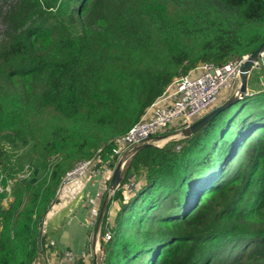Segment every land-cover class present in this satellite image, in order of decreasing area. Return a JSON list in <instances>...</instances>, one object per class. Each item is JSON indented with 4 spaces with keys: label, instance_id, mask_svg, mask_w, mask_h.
<instances>
[{
    "label": "trees",
    "instance_id": "obj_1",
    "mask_svg": "<svg viewBox=\"0 0 264 264\" xmlns=\"http://www.w3.org/2000/svg\"><path fill=\"white\" fill-rule=\"evenodd\" d=\"M6 3L0 0L4 80L40 84V110L66 122L91 120L109 140L196 65H224L264 42L254 30L264 27V0H15L3 11ZM30 95L23 106L0 97V175L16 180L13 202L0 209V264H31L41 255L47 242L35 241L39 224L64 175L99 148L87 135L75 141L62 124L35 161L19 164L5 144L34 141L24 111L33 107ZM257 95L188 138L132 156L111 199L119 209L111 239L101 241L102 264H264V91ZM112 145L99 153L110 167ZM55 154L62 158L49 168ZM25 166L30 175L18 180Z\"/></svg>",
    "mask_w": 264,
    "mask_h": 264
},
{
    "label": "built area",
    "instance_id": "obj_2",
    "mask_svg": "<svg viewBox=\"0 0 264 264\" xmlns=\"http://www.w3.org/2000/svg\"><path fill=\"white\" fill-rule=\"evenodd\" d=\"M249 55L235 58L221 66L200 63L189 70L186 75L173 80L162 95L145 110L139 121L124 135L115 138L110 143L113 144L111 157L121 162L124 157L133 156L135 153L132 150L143 144H151L157 148L164 147V144L157 146L156 143L181 133L182 130L218 107L219 97L224 92H233L240 77V70ZM253 71L261 72L264 75V49L252 61L249 74ZM261 86L264 87V82H261ZM182 139L184 138L181 137L174 142ZM176 149L178 150L179 146ZM90 164L91 161L87 160L79 162L73 170L65 175L64 180L62 179V185L69 184L72 179V182L77 178L81 179L86 175ZM105 164L107 168H111L109 162ZM29 175L30 169L25 166L17 175V179H25ZM15 181V179L0 175V195H10ZM125 188L129 195L133 189L132 184ZM92 225L93 222L89 227ZM110 239L111 231L105 228L103 235H100V242L105 243ZM62 258L66 264H81L80 262L85 264L88 260L84 253L76 256L71 252H64ZM31 264L38 263L34 260Z\"/></svg>",
    "mask_w": 264,
    "mask_h": 264
},
{
    "label": "rangeland",
    "instance_id": "obj_3",
    "mask_svg": "<svg viewBox=\"0 0 264 264\" xmlns=\"http://www.w3.org/2000/svg\"><path fill=\"white\" fill-rule=\"evenodd\" d=\"M15 0H7L6 6L3 8V11H6L9 5L14 4ZM173 12H176L175 9L172 8ZM96 25V24H95ZM4 30L5 27L0 19V41L4 38ZM258 32H261L264 34V27L262 28H256L254 29ZM254 30H250V31H254ZM144 56L142 55V53L140 54V60H142ZM39 82L41 84H43L44 82V78L40 77L39 78ZM261 82H264V75L261 72H257V71H253L251 72V74H249L248 76V81H247V89L249 91L252 92V94H254L255 96L253 98H251V101H256V99H260L262 98L261 96H258V92L257 91H264V87L261 86ZM41 92L40 89V84H34L31 83V81L27 80L25 83H21V84H16V85H11L9 83H7V81L4 80L3 75L0 72V97L4 99V101L6 102H14L17 104V106H23L24 105V98H26L28 95H30L31 100L33 101V107L31 109L25 108L24 111L26 113V115H30V129L35 131L34 136V141L29 143V145L27 146H23L21 145L19 142L12 146V145H6L5 147L6 149L10 152V154H13L14 158L18 159L19 164H21L25 161H27V159L29 157H32L34 159V161L38 158L36 157L37 155V151L41 150V146L43 145V143L46 141V138L48 136V133H50L54 128H56L59 125H65L67 126L71 132H74L75 136H74V140L78 141L79 136H85L87 135V139L89 141H93L94 143L97 144V147H99L98 149H95V151H92L93 155L90 157V159H86L87 161H91L90 164V168L87 171L86 175L83 176L81 179H76L75 181L72 182V180H70L69 184L66 185H59L58 190L56 192L55 198L50 206V210L49 212L52 213H56L58 212V207L56 208H52L54 205H58V204H62L64 203H68L70 200H72L73 198H76L77 193H79L78 195H82L84 198L88 199L90 197L95 198L96 197V193L99 191V193H101L99 196H102V200L100 203L98 200V204H96L95 206V211L102 208L104 202L107 201L108 206L106 205V210H107V216H108V223L109 225H107V228H109V226L111 227V224L113 222V218H114V214L118 211L119 206L118 203L116 201H112V197L114 195V193L108 194L109 193V181L111 179L112 176V172H113V168L116 165L115 162L114 166H112L111 168H107L104 163V161H102L99 157V153L102 151V149L107 146L108 144H110L115 138H117L118 136L112 138V139H108L104 137L103 133L100 132L99 130H95L91 124L92 121H84L83 119L79 120V121H75V122H66L65 120H63L62 118H60L58 115H56L54 112L52 111H43L40 110L38 107V103H37V97L38 94ZM231 91H226L224 92L218 100V104L217 106L222 105L224 102H226L228 99L231 98ZM33 93V94H32ZM235 106V105H234ZM88 122V123H86ZM62 125V126H63ZM61 127V126H59ZM58 127V128H59ZM64 138L66 139V135H63ZM181 138V137H180ZM45 140V141H44ZM178 140V139H176ZM176 143V142H174ZM106 144V145H105ZM165 143H161V144H156L157 146H162ZM62 156L60 154H55L49 157V165L48 167L51 168L52 165L56 162H59L61 160ZM20 159V161H19ZM15 160V159H14ZM83 160H77L76 163L74 164L75 166H73L71 169H69L67 172H70L71 170H73L76 165L81 162ZM130 159L127 161V163L123 166V172L125 170V168L127 167V165L129 164ZM27 164V162H25ZM17 168V166H16ZM66 172V173H67ZM44 175V172L42 171V168H40L38 170V177L40 178L41 176ZM65 176V175H64ZM63 176V177H64ZM122 176V175H121ZM64 180V179H63ZM63 180L61 182H63ZM83 180V182H82ZM86 184L88 183V185H84L83 183ZM92 184H96L97 187L99 186V188H96V185L92 186ZM88 189H85V188ZM98 190V191H97ZM91 193V195H89ZM109 195V197H108ZM67 199V201H66ZM14 198H13V194L12 191L10 193V195H6V197L0 201V209L1 210H7L10 206V204L13 202ZM72 204V203H71ZM64 206V205H63ZM62 205H59V208H64L66 210L69 211V208L71 205H66L63 207ZM105 210V211H106ZM48 212V213H49ZM47 213V214H48ZM97 213V211H96ZM46 214V216H47ZM46 216L41 220L40 224H39V228H38V237L35 239V241L37 240L38 242V246L40 245V240L41 237L45 235L44 231L46 232L45 236H52L54 237L56 232H53V226L51 224H47L46 222ZM96 216V215H95ZM77 217L79 218L80 224L79 222L74 220V223L72 224V232H76V235H80L79 238L75 239V242L73 244V246L71 247L72 253L75 254H79L81 253L85 247L83 248V235L85 234L86 230L84 229V223L85 220L82 221L83 219H85V216L83 214H79V212L77 213ZM49 218H54V215H49ZM1 220V218H0ZM94 224L95 222H93V225L90 226V230H88L90 236L89 238L91 239V235L94 229ZM106 228V227H105ZM42 229V233H41V237L39 238V234H40V230ZM59 229L60 226H59ZM0 230H1V226H0ZM48 240L45 239V243ZM99 242H100V237H99ZM101 243V242H100ZM98 243L97 249H93V255H94V260L97 264H102L103 262V258H104V254H103V247L102 245ZM92 244L90 242V244L87 246V250L83 252L86 255V258H88L89 260V264H93V259H92V249L90 252V248H91ZM59 247V245H58ZM68 248V247H67ZM45 249V246L43 247V251ZM65 250V249H64ZM88 256V257H87ZM37 261V263L39 264H44L42 259L39 260V255L37 256V258L35 259ZM81 264H84V262H80ZM66 264V263H65Z\"/></svg>",
    "mask_w": 264,
    "mask_h": 264
},
{
    "label": "crops",
    "instance_id": "obj_4",
    "mask_svg": "<svg viewBox=\"0 0 264 264\" xmlns=\"http://www.w3.org/2000/svg\"><path fill=\"white\" fill-rule=\"evenodd\" d=\"M248 81V80H247ZM259 92V91H257ZM246 93L247 94H252L251 91H249L247 89V84H246ZM123 174V172H122ZM121 174V175H122ZM83 182V180H82ZM84 185L86 184L83 183ZM88 185V183L86 184ZM96 184H92V186H94ZM96 188L98 189L99 186ZM85 189H88L87 187ZM98 191V190H97ZM79 193H77L76 198H73L72 200H70L68 203H60L58 205H54L52 208H56L58 207V212L56 213H52L49 212L46 216V222L47 224H51L53 226V232H56L55 236H45V238L47 241V243L45 244V249L44 251L41 253V255L39 256V260L42 259L44 264H65L66 262L63 261L62 258V254L64 252H71V247L73 246L75 239L79 238L80 235H76V232H72V224L74 223V220L79 222V218L77 217V213L79 212V214H83L85 216V219H83L82 221L85 220L84 223V229L86 230L85 234L83 235V248L85 247V249L79 253V254H75L76 256L81 255L83 252L88 251L86 248L87 246L90 244L91 239L89 238L90 234L88 232V230H90L89 225L92 222H96L97 217L96 215V211H95V206L96 204L100 203L102 200V196L100 197L99 195L101 193H99V191L96 193V197L95 198H84L82 195H78ZM91 195V193L89 194ZM99 200V202H98ZM67 201V199H66ZM98 202V203H97ZM72 203V204H71ZM59 205H64V206H68L71 205L69 208V211L64 209V208H59ZM63 206V207H64ZM49 215H54V218H49ZM59 226L61 229H59ZM100 243V242H98ZM98 243L95 245V249H97ZM101 244V243H100ZM59 245V247H58ZM68 247V248H67ZM93 248V249H94ZM65 249V250H64ZM92 246L90 248V252H91ZM89 260H87V262H85V264H89ZM40 264V263H39ZM68 264V263H67Z\"/></svg>",
    "mask_w": 264,
    "mask_h": 264
},
{
    "label": "water",
    "instance_id": "obj_5",
    "mask_svg": "<svg viewBox=\"0 0 264 264\" xmlns=\"http://www.w3.org/2000/svg\"><path fill=\"white\" fill-rule=\"evenodd\" d=\"M263 49H264V42L252 54L249 55L248 60L243 64V66L240 70V76L243 78V83H242L241 90H240V96L236 97V98L231 97L226 102H224L222 105L216 107L211 112H209L208 114H206L205 116H203L202 118H200L199 120H197L196 122L191 124L188 128H186L185 130H182L181 134H183L182 137L184 139L188 138V137L192 136L193 134H195L196 132H198L203 126H205L207 123L212 121L220 112H222L223 110L228 108L231 104H233V103L243 99L245 96H247L246 84H247L248 74H249V71H250V68L252 65V61L257 57L258 53H260ZM173 142L168 141L164 145H167V144L173 143ZM149 146H153V145L143 144L142 146H139V147L135 148L134 150H132V152L137 153L141 149H144V148L149 147ZM120 180H121L120 162L118 161L113 168L112 176H111V179L109 181V193L108 194L114 193L117 190ZM108 197H109V195H108ZM106 205H107V201L104 202L102 208L99 211V214H98V217L96 219L94 229H93V232L91 235L93 264H97L94 260L93 248L99 242V237H100V232H101V228H102V224H103V218H104V214H105V210H106ZM41 233H42V229L40 230L39 238L41 237Z\"/></svg>",
    "mask_w": 264,
    "mask_h": 264
},
{
    "label": "bare ground",
    "instance_id": "obj_6",
    "mask_svg": "<svg viewBox=\"0 0 264 264\" xmlns=\"http://www.w3.org/2000/svg\"><path fill=\"white\" fill-rule=\"evenodd\" d=\"M242 83H243V78L240 76V77H239V80H238V82H237V84H236L235 89H234L233 92L231 93V97H232V98H236V97H239V96H240V90H241ZM182 136H183V134L179 133V134H177V135H175V136H173V137H171V138H168V139H165V140H161V141H159V142L156 143V144L166 143V142H168V141L173 142V141H175L176 139H179V138L182 137ZM131 157H132V155H128V156L124 157V158L121 160V162H120V174H122V172H123V166H122V164H124L125 162L127 163V161H128L129 159H131ZM126 163H125V164H126ZM125 164H124V165H125Z\"/></svg>",
    "mask_w": 264,
    "mask_h": 264
}]
</instances>
